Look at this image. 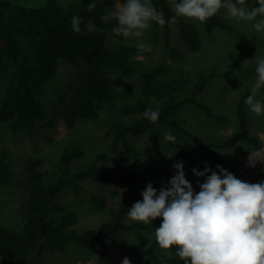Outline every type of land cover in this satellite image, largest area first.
I'll return each mask as SVG.
<instances>
[{
  "label": "trees",
  "instance_id": "1",
  "mask_svg": "<svg viewBox=\"0 0 264 264\" xmlns=\"http://www.w3.org/2000/svg\"><path fill=\"white\" fill-rule=\"evenodd\" d=\"M90 2L93 0H78L63 7L54 0H48L41 6L26 8L0 0V70L8 68L4 97L0 104V123L8 122L13 133L22 131L32 137L33 131L46 124L52 116H54L53 120H60L69 131L75 128L79 119L93 121L104 116L102 120L107 125H113L107 131V134L110 133L112 136V151H117L120 145L125 149L128 148L126 141L128 134L141 135L169 123L172 130L182 132L195 143L198 153L197 171L202 170L204 158L208 155L211 156L214 171L218 175L220 173L217 165L224 169L232 168V164L222 160L217 152L226 145L225 142L205 143L175 122V114L186 104L211 115L209 110L197 101V96L207 84V74H200L189 85L187 81L179 96L173 95L163 101L158 107L160 113L158 121L153 123L145 119L143 113L146 109L140 105L138 108L142 113L138 119L127 122L116 121L117 93L112 88L111 75L139 78L141 96L145 99L157 98L161 92L183 85V81L180 78L159 80L162 65L146 68L135 57L149 55L150 52L141 53L135 45L121 43L112 50H106L100 40L105 37L107 31L119 40L125 38L112 33L114 21L106 22L101 19L105 8L98 0H94L96 8L92 12L88 11ZM179 2L180 0H175V3ZM151 3L163 13L165 19L163 26L153 22L151 27L153 32L160 30L162 51L172 53L174 51L170 43L171 27L177 30L179 38L190 51H197L199 40L194 27L185 23L180 17L177 18L176 25L168 23L175 15L168 0H151ZM73 16L81 18L79 32L71 28ZM90 24L92 27L88 28ZM215 27L226 28L216 16L205 22L207 32ZM230 57L234 67L239 70L255 71V66L245 69L232 56ZM62 62L74 69L83 66L84 70L72 85L67 101L54 107L55 100L59 99L67 82L69 83L68 80L58 82L56 79ZM52 86L53 94L47 96V90ZM247 95L240 98L237 106L235 138L249 146L259 147L260 139L252 136L249 131L247 113L244 109ZM121 112L129 114L133 111L130 106H123ZM80 154L81 152L72 144L66 145L58 162L52 164L53 170L48 172L40 169L43 159L28 157L25 164L26 171L20 175L19 163L13 161L14 158L11 159L8 149L3 148L0 151V185L10 183L15 167L17 168L16 185L21 181V185L27 190L20 206L23 216H19V208L13 211L15 214L18 213L20 229L15 231L0 221V264H40L39 258L37 260V246L42 250L48 248L49 251L62 252L68 242H74L86 250L97 248L98 264L110 263L108 256L110 244L117 247L120 254L129 253L139 258L146 257L154 264H183L178 257L171 259L159 257L155 250L156 239L148 247L141 248L118 236L121 230L141 227L139 223L126 224L123 221L133 204L142 201L141 193L136 195L129 193L115 206L110 207L111 218L98 229L82 232L72 229L76 220L75 215L66 212L63 206L55 203L57 194L64 187H70L73 193L78 194L82 192L78 183L87 177H95L106 185L109 191H113L128 186L135 178V174L127 169L109 170L105 166V154H97L86 167L71 172L70 164L72 160L79 158ZM176 156V163L182 162L183 165L186 163L182 147L178 143ZM15 163L18 167L14 166ZM253 182L254 184L264 182V170ZM84 194L96 207L106 206L107 200L104 195L90 192ZM56 213L63 214L56 217L54 216Z\"/></svg>",
  "mask_w": 264,
  "mask_h": 264
},
{
  "label": "rangeland",
  "instance_id": "2",
  "mask_svg": "<svg viewBox=\"0 0 264 264\" xmlns=\"http://www.w3.org/2000/svg\"><path fill=\"white\" fill-rule=\"evenodd\" d=\"M18 7L35 8L41 6L48 0H5ZM59 5H67L78 0H54ZM172 6L175 0H168ZM104 8H113L115 0H98ZM235 2V0H234ZM256 0H246V3L258 7ZM223 24L225 29L218 27L213 28L210 32L205 29V22L182 18L185 23L191 25L196 30L199 49L190 51L185 43L179 38L178 32L174 27L170 28V43L174 51H162L160 30L155 32L146 30L143 41L152 49L149 55H139L135 58L141 61L148 69L153 66L162 65V72L159 74V80L167 81L172 79H182L183 85L175 89L163 91L157 98L145 99L141 96V83L139 78L125 77L121 75H111V85L117 93L115 115L117 122H127L138 119L144 109L156 110L158 107L171 96H179L182 87L193 83L200 74H207L208 80L203 91L197 96V101L204 105L211 115L205 111L186 104L175 114V122L181 128L197 136L205 143H222L226 145L218 149V155L222 160L229 161L232 168H226L229 173L237 179L254 184L255 177L264 170V114L256 116L245 104L244 109L247 113L249 131L252 136L260 139V146H249L242 140L235 138L237 126V106L240 98L245 94H250V87L255 81L256 73L239 70L234 67L231 57L237 63L245 68L256 67V55L264 56V32L257 33L250 22H237L234 18L226 15V10L216 15ZM115 22V21H114ZM92 25H88L91 28ZM101 44L106 50H112L118 44L135 45L136 39L115 38L110 32H106L105 37L101 38ZM245 60L249 62L244 63ZM84 67L74 69L68 64L60 63L56 74L58 82H67L65 89L56 99L54 104L57 107L64 104L70 96L72 85L79 79ZM8 68L0 70V104L4 97L6 87V75ZM58 84H56L57 86ZM54 87L47 90V96L52 95ZM247 95V96H248ZM264 101V89L261 90L257 97ZM138 102V103H137ZM123 106H130L132 111L129 114H122ZM137 107V109H136ZM56 111V108H54ZM54 116L46 124L37 127L33 131L32 137L24 132L13 133L10 130L8 122L0 123V151L3 148L8 149L9 155L14 158L13 161L19 163L14 165L20 170L22 175L26 171L25 164L28 157H40L43 159L40 169L48 172L53 170L52 164L58 162L63 148L72 144L81 152L80 157L72 160L70 171L86 167L90 164L97 154H105V166L113 171L127 169L135 174L134 181L128 186L121 187L117 190L109 191L106 185L100 183L95 177H87L78 183L82 191L78 194L73 193L72 188L64 187L56 196L55 203L63 206L68 213L75 215L76 220L72 226L77 232L85 230H96L105 221L111 218L109 208L115 206L117 202L129 193L136 195L142 193L149 182L153 187L159 190L162 186L168 185L171 178L176 174L173 165L176 163V145H180L183 151V157L186 159L184 164L185 178L192 184L194 193L200 191V185L205 182V177H196L193 169L197 170V148L193 141L188 139L180 131L171 129L169 123L163 124L153 131L141 134L126 136L128 148L122 145L117 151H112V136L107 131L113 126L107 125L101 116V119L89 121L79 119L75 128L71 131L66 130L60 120H53ZM115 122V120H113ZM182 130V129H181ZM171 132L176 137V144H171L163 139L166 133ZM170 143V146H169ZM250 151L260 153L261 162L255 166H249L248 157ZM16 159V160H15ZM214 171V164L211 156H205V167ZM17 168L13 167L11 181L8 184L0 185V221L9 228L18 231L20 228L19 216H23L20 208L27 190L21 185V181L16 185L15 175ZM210 174V173H209ZM97 193L106 197L107 203L103 208H98L89 202L84 193ZM4 207V208H3ZM19 208L18 213L13 211ZM63 213H56L54 216H60ZM18 220V221H14ZM124 223H139L140 228L121 230L118 236L127 242L137 245L141 248L148 247L155 240V229L160 227L162 218H157L151 224L146 225L142 222H134L124 218ZM156 254L162 258H175V248L170 250L171 255H165L164 250L160 249L158 244L155 248ZM37 260L40 264H98V249L86 250L74 242L65 244L64 251H49L48 248H36ZM41 252V253H40ZM108 256L109 264H122L124 258H128L131 264H154L150 259L135 257L129 253L120 254L118 248L110 244ZM179 258V257H178Z\"/></svg>",
  "mask_w": 264,
  "mask_h": 264
},
{
  "label": "clouds",
  "instance_id": "3",
  "mask_svg": "<svg viewBox=\"0 0 264 264\" xmlns=\"http://www.w3.org/2000/svg\"><path fill=\"white\" fill-rule=\"evenodd\" d=\"M259 6H251L246 0H180L173 5L175 15L168 21L176 25L179 17L206 22L221 9L238 23L250 22L257 33L264 32V0H256ZM90 2L88 11L96 8ZM103 21H115L111 31L125 39L135 38L139 52H151L143 41L146 30L153 22L163 26L165 19L151 3V0H115L113 8H105ZM79 16L71 19V28L80 31ZM255 81L245 100L248 109L256 116L264 114V101L258 99L264 89V56L256 55ZM249 62L245 60L244 63ZM144 118L150 122L159 119V110L147 109ZM163 139L176 144L171 132ZM249 166L261 162L260 153L250 151ZM176 174L168 185L157 190L149 182L137 201L127 211V218L149 225L162 218L155 229V239L165 255L175 256L183 264H264V182L250 184L237 179L223 167L217 165L220 173L207 166L203 172L193 169L196 177H205L200 191L194 193L192 184L185 178L184 165H173ZM210 173V174H209ZM122 264H131L124 258Z\"/></svg>",
  "mask_w": 264,
  "mask_h": 264
}]
</instances>
